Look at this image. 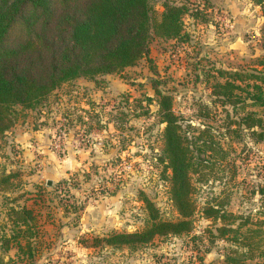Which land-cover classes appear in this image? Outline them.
<instances>
[{
	"label": "rangeland",
	"instance_id": "obj_1",
	"mask_svg": "<svg viewBox=\"0 0 264 264\" xmlns=\"http://www.w3.org/2000/svg\"><path fill=\"white\" fill-rule=\"evenodd\" d=\"M149 2L156 18L166 3L185 6L180 36L155 33L136 64L64 82L33 108L15 106L14 124L0 135V264H231L230 240L209 233L216 223L201 207L226 195L225 207L236 213L264 209L257 192L264 141L231 122L241 112L213 101L211 86L225 70L256 65L264 7L254 0ZM159 88L172 96L190 136L208 128L225 157L197 182L190 231L109 244L113 233L147 227L149 204L162 220L180 217L169 192L171 168L159 158ZM254 251L241 264H264V253Z\"/></svg>",
	"mask_w": 264,
	"mask_h": 264
},
{
	"label": "trees",
	"instance_id": "obj_2",
	"mask_svg": "<svg viewBox=\"0 0 264 264\" xmlns=\"http://www.w3.org/2000/svg\"><path fill=\"white\" fill-rule=\"evenodd\" d=\"M254 1L264 7V0ZM185 10L184 5L166 3L156 18L149 0H0V135L14 124L15 106L33 108L64 82L96 78L136 64L149 54L155 33L180 36ZM255 64L225 70L223 80L211 86L213 101L231 104L241 112L240 119L231 122L264 141V51ZM158 92V113L165 122L159 158L171 168L169 192L180 217L162 220L149 204L152 222L139 231L113 233L106 239L109 244L147 242L156 235L190 231L198 208L197 182L213 174L225 157L220 141L213 139L208 128L190 136L191 130L183 127L172 109L170 93L160 88ZM257 192L264 204V184ZM226 202L225 195L216 203L206 201L200 210L216 223V233L212 229L209 233L230 240L225 259L241 264L256 254L254 250L264 253V209L257 215L240 214L227 209Z\"/></svg>",
	"mask_w": 264,
	"mask_h": 264
}]
</instances>
